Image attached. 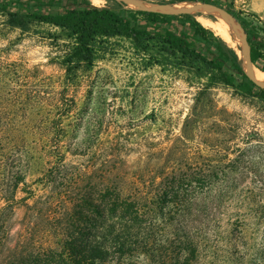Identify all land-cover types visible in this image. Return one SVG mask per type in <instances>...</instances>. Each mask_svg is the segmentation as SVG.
I'll return each instance as SVG.
<instances>
[{"label":"trees","instance_id":"1","mask_svg":"<svg viewBox=\"0 0 264 264\" xmlns=\"http://www.w3.org/2000/svg\"><path fill=\"white\" fill-rule=\"evenodd\" d=\"M34 1L40 9L21 11L6 0L5 23L21 34L39 32L55 50L50 61L64 73L55 79L0 53V264H200L229 192L216 190L218 170L210 156L199 163L197 157L182 158L174 145L152 144L129 163L130 140L123 134L96 150L88 141L68 147L74 77L129 42L144 69L159 66L206 80L197 100L223 83L264 103V89L249 78L237 50L194 15L92 0ZM176 1L191 0H159ZM45 6L61 10L48 12ZM241 22L264 72V41L253 39ZM194 111L186 124L197 116ZM32 148L42 150L48 164L37 179L40 193L27 183ZM250 151L234 162L249 157L246 173L262 176Z\"/></svg>","mask_w":264,"mask_h":264},{"label":"rangeland","instance_id":"2","mask_svg":"<svg viewBox=\"0 0 264 264\" xmlns=\"http://www.w3.org/2000/svg\"><path fill=\"white\" fill-rule=\"evenodd\" d=\"M5 1L0 0V53L30 67L39 66L58 79L64 71L59 63L50 61L56 55L54 48L39 32L21 34L19 29L8 27L2 15ZM8 1H13L11 8L21 11L41 7L34 0ZM212 1L247 23L253 39L264 41V25L250 22L247 10L236 6L234 0ZM95 4L119 6L120 2L102 0ZM44 9L53 13L61 10L58 6ZM124 15L131 17L128 11ZM175 25L181 27L177 21ZM132 51L126 42V47L120 46L118 52L100 59L92 70H80L74 77L71 95L76 105L66 122V144L69 147L74 141H88L96 150L123 134L130 140L129 163L137 161L152 144L157 148L174 145L182 158L197 157L199 163L210 156L218 170L216 190L227 188L229 192L211 227L210 244L200 264H264V103L223 83L210 87L197 100L206 80L185 72H163L159 66L144 69ZM257 64H263V60ZM193 111L197 116L186 124ZM249 147L253 159L261 164L262 176L246 173L249 157L243 158L246 163L234 162ZM31 154L27 183L40 193L42 186L37 179L48 164L42 150L32 148ZM73 157L68 154V159ZM23 214V208L17 210L19 218Z\"/></svg>","mask_w":264,"mask_h":264},{"label":"water","instance_id":"3","mask_svg":"<svg viewBox=\"0 0 264 264\" xmlns=\"http://www.w3.org/2000/svg\"><path fill=\"white\" fill-rule=\"evenodd\" d=\"M123 7L134 11L153 12L164 15H223L226 16L233 31L239 38L242 48V63L249 78L259 87L264 89V80L259 76V68L252 56V48L249 35L238 17L226 7L208 1L191 0L176 2H150L147 0H117Z\"/></svg>","mask_w":264,"mask_h":264},{"label":"bare ground","instance_id":"4","mask_svg":"<svg viewBox=\"0 0 264 264\" xmlns=\"http://www.w3.org/2000/svg\"><path fill=\"white\" fill-rule=\"evenodd\" d=\"M102 0H99L101 2ZM93 2V1H92ZM199 21L206 27L212 29L217 35L221 36L231 47L242 55L243 51L238 36L233 31L231 24L226 16L217 15L210 17L208 14L197 15ZM259 76L264 80V72L259 69Z\"/></svg>","mask_w":264,"mask_h":264},{"label":"crops","instance_id":"5","mask_svg":"<svg viewBox=\"0 0 264 264\" xmlns=\"http://www.w3.org/2000/svg\"><path fill=\"white\" fill-rule=\"evenodd\" d=\"M236 6L259 17L264 23V0H234Z\"/></svg>","mask_w":264,"mask_h":264},{"label":"built area","instance_id":"6","mask_svg":"<svg viewBox=\"0 0 264 264\" xmlns=\"http://www.w3.org/2000/svg\"><path fill=\"white\" fill-rule=\"evenodd\" d=\"M247 12H248L247 13L248 17L247 18H249L248 20H250V22H252L253 24H262V25H264L263 21L259 17L249 13V11H247Z\"/></svg>","mask_w":264,"mask_h":264},{"label":"clouds","instance_id":"7","mask_svg":"<svg viewBox=\"0 0 264 264\" xmlns=\"http://www.w3.org/2000/svg\"><path fill=\"white\" fill-rule=\"evenodd\" d=\"M93 3L95 4L96 3V0H93Z\"/></svg>","mask_w":264,"mask_h":264},{"label":"snow or ice","instance_id":"8","mask_svg":"<svg viewBox=\"0 0 264 264\" xmlns=\"http://www.w3.org/2000/svg\"><path fill=\"white\" fill-rule=\"evenodd\" d=\"M96 2H99V0H96Z\"/></svg>","mask_w":264,"mask_h":264}]
</instances>
